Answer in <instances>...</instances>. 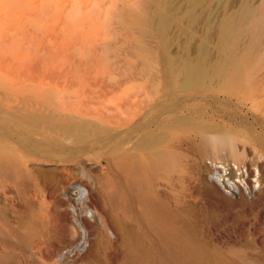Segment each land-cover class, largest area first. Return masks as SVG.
<instances>
[{"label":"rangeland","instance_id":"rangeland-1","mask_svg":"<svg viewBox=\"0 0 264 264\" xmlns=\"http://www.w3.org/2000/svg\"><path fill=\"white\" fill-rule=\"evenodd\" d=\"M0 264H264V0H0Z\"/></svg>","mask_w":264,"mask_h":264},{"label":"bare ground","instance_id":"bare-ground-1","mask_svg":"<svg viewBox=\"0 0 264 264\" xmlns=\"http://www.w3.org/2000/svg\"><path fill=\"white\" fill-rule=\"evenodd\" d=\"M229 63L230 62L225 63L219 69V72H218V75H219L218 78H219L220 84L222 86H226V87L231 86L233 83H235L237 81L238 78H240L244 73H246V72H241V71L239 72V69H240V63L239 62L233 63V65L236 66V68L235 69L233 68L232 70L229 69ZM200 72H201V67L198 65L193 70L188 72L187 79L192 80L191 77H194V78L198 77L200 75ZM166 157H167V154H165L163 156L159 155L158 157L154 156V155L149 156V163L146 165H142L136 161L128 162V161H126V158H119V161H120V164L123 166V170L125 171L126 176L128 178H130L133 182L141 183L142 182L141 180H143L145 178V175L148 172V170L156 168L159 165V162L165 161ZM226 169H228V173L233 174V173L237 172L236 173L237 174L236 175L237 176L236 181H238L239 184L241 183V185H245L244 177L241 178V176H243L244 174L242 173V171H240V168L237 165H233V166L231 165L230 167H223L224 174L226 173ZM216 175H217V178L223 177V174H219V175L216 174ZM216 180H218V179H216ZM224 183L227 184L226 186H228L231 189L232 188L236 189V190L238 189V184H236L234 181H229L228 179H226V182H224ZM206 191L208 194L213 195V196H219L221 194V193H219L218 188H216V186H214L212 184H209L207 186ZM141 195H143L142 199H143L145 205L148 207V209L153 210L156 207L155 206L156 203L151 200L152 199L151 197H148L147 195H144L142 193H141ZM91 216L95 217L93 215V212H92ZM156 219H157V216H156ZM156 219L154 218V220L157 222ZM158 223H159L160 227L167 226L166 221L158 220ZM130 235H132V234L130 233Z\"/></svg>","mask_w":264,"mask_h":264}]
</instances>
